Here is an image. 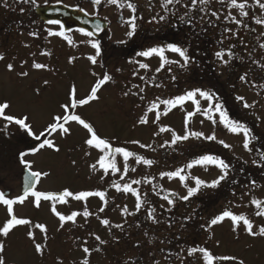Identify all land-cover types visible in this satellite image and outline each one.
I'll use <instances>...</instances> for the list:
<instances>
[{
  "label": "rangeland",
  "instance_id": "374dc122",
  "mask_svg": "<svg viewBox=\"0 0 264 264\" xmlns=\"http://www.w3.org/2000/svg\"><path fill=\"white\" fill-rule=\"evenodd\" d=\"M132 2L137 5L135 13L137 28L135 34L129 38L126 35L129 25L122 23V19L127 20L132 15L131 10L127 7L120 9L118 6L107 4L105 0L97 6L93 5L92 0H35L34 3L32 0H28L27 3L23 0H0V54L5 56V60L0 61V99H10L14 112H31L35 127L42 130L50 115L59 112V103L65 99L71 84L75 83L80 94L83 95L94 80L91 72L103 73L106 70L114 74L115 82L106 87L98 103L81 110L82 114L94 122L98 132L113 140L116 146H126L129 150L156 161L149 167L143 164L137 165L134 159H130L128 163L136 169L135 172L129 171L124 180H120V174L117 173L109 174L105 181H101L99 178L101 173H94L89 167L98 158L99 153L83 143L85 130L73 124L70 136L62 137L57 133L54 138L61 148L59 153L43 150L35 156L25 157L35 162L33 170L51 172L49 177L41 180L37 190L58 192L65 187L73 191L107 190L109 207L104 213H100V216L109 219L112 224H123L124 227L122 229L113 227L109 231L94 215L87 222L83 217H78L76 225L69 223L61 229L57 217L49 211L47 202H43L40 209L26 202L25 205L16 208V213L18 216L32 219L34 223L47 225L48 239L45 254L40 256L35 253L33 241L26 235L29 226H21L9 237H0L6 244V259L9 264H57L58 260H63V264H79L84 257L81 242L87 240L88 247L101 248L99 252L93 251L90 264H155L156 261H159V264H181V259L175 254L179 253L181 257H187V249L196 244L207 246L218 255L237 256L243 259L245 264H264V238L249 237L243 232V225L239 239L235 238L228 220L213 227L214 235L211 240L208 239L210 233L201 227L224 210L247 215L253 220L254 228L264 224V217H257L255 206L250 203L251 199L264 200V167L253 163V160H256L264 164V160H261L257 152L258 149L264 151V87H259L264 84V67H262L264 48L260 47L264 44V25L255 23L256 17L264 18V10L256 6L253 0H248L249 4L253 5L247 9L250 14L248 18L240 17L238 10L232 9V14L237 19L245 20L247 27H244L226 21L224 16L228 12L227 4L222 5L216 0H213L208 7L209 11L223 13L218 21L209 16L201 20L200 17L204 14L198 10L199 5L196 6V10L189 12L183 4L190 5V0H182L178 5H169L168 12L162 8V0H132ZM55 3L79 10L84 9L92 17L101 18L108 23L107 31L99 40L101 55L96 66H92L86 59L88 55L95 54L94 49L86 41L94 39L73 31L67 33L74 41L73 45H69L62 37L48 34L49 29L60 31V28L44 25L39 20L36 9ZM177 11L182 15L186 12L193 14L194 19L197 20L196 30L199 32L194 34L195 41L209 38L210 46L195 45V48L184 46L188 48V53L193 58L186 68L176 64L166 65L157 73L155 70L160 66L158 57L146 59L136 54L133 60L134 52L161 46L158 43L159 40H163L164 33L161 38L153 40L151 38L156 35V31L166 29L165 24H175L176 17L173 13ZM154 16L156 21H159V16L167 18L156 22L152 21ZM209 19H212L214 24H209L207 22ZM225 28L238 31V36L224 33ZM30 32H37L38 38L30 36ZM221 40L223 44L219 42ZM134 42L138 45H133ZM231 45H235L232 49L235 56L227 65H223L215 53ZM42 52H50L51 55H41ZM33 53L35 56L32 55ZM166 55L172 60L181 59L178 54L171 52H166ZM73 56L77 57L76 61L69 63V58ZM224 59L228 60L229 57L225 55ZM25 60L27 64L21 67L22 61ZM34 60L48 65V70L32 69ZM135 60L150 64V70H139L140 75L155 77V83L160 84L161 87L144 86L139 77H133L132 73L138 65L130 61ZM7 63L14 64V71L7 70ZM168 68H171L170 72ZM116 69L122 71L117 72ZM21 71H29V77H19L17 73ZM227 71H230V77ZM245 74H247V82H242L239 77ZM172 76L176 77L175 81L171 79ZM44 80L49 81L48 86L43 85ZM253 82L256 87H253ZM133 84L145 87V91L141 94L144 96L143 100L138 96L122 95V92L131 88ZM37 87L42 89V95L39 97L33 92ZM196 88L215 92L221 102L226 99L231 117L245 123L259 138L249 145L252 151L244 149L242 133L232 134L219 123L213 126L211 121L200 114L192 118L188 126L189 130L200 131L205 135L215 132L217 141L190 137L186 141H178L175 145L160 147L165 141L170 142L172 138L171 132L154 135L160 126L171 127L180 135L185 133V111L179 107L173 109L167 116H162L159 124L152 122L153 113H149V124L140 125L137 122L146 111L147 105L156 97L172 98ZM237 96H243L254 106L244 108L243 102L236 99ZM201 106L207 107L208 101L201 100ZM184 109L191 111L193 109L191 102L186 103ZM160 110H164L163 105ZM201 120L204 121L203 124ZM2 123L0 122V126ZM221 139L232 147L224 148L218 143ZM132 140L151 144L155 151L126 143ZM36 143L15 125H12L7 132L0 131V178L6 184L19 181V194L24 171L18 159L19 153L27 151ZM85 152H91V155H85ZM204 154L217 155L225 159L232 166L229 175L218 187H202L189 201H182L179 196L186 195V189L181 182L167 177L161 179L160 173L184 167L191 160ZM73 160L76 161L75 164L72 163ZM117 161L122 167V158L117 157ZM220 174V169L215 165L195 166L190 170L188 184L195 186L192 177L198 176L211 182ZM145 176H155L153 184L158 187L154 191L152 184L133 185L139 187L142 195L147 193L148 203L135 215L127 216L125 222L121 209L127 205L130 212H135V197L130 193H119L109 187V184L112 180L125 183L129 179H143ZM252 180L257 182L255 187L251 186ZM160 187L165 191L160 192ZM168 190L178 194L170 197L176 201L171 212L166 211L170 206L161 198L168 194ZM157 192L159 195L156 194ZM101 204L99 198H90L88 208L96 213ZM116 205L120 207L117 208ZM160 205L164 207L161 208ZM150 207L156 208L159 223H153L147 218ZM82 208V203L76 201H70L69 205L58 206V210L65 213ZM6 215V209L0 207V224L5 221ZM188 216L192 219L186 220L185 217ZM35 232L36 242L45 243L43 234L39 230ZM90 233L99 235L107 243L100 245L94 236L89 235ZM177 235L183 238L179 245L178 242L173 241ZM193 238L198 240L196 244L192 243ZM217 240L220 241L219 247H216ZM169 253L173 255L166 259ZM191 260V257H187L183 264H190Z\"/></svg>",
  "mask_w": 264,
  "mask_h": 264
},
{
  "label": "snow or ice",
  "instance_id": "6c2138e0",
  "mask_svg": "<svg viewBox=\"0 0 264 264\" xmlns=\"http://www.w3.org/2000/svg\"><path fill=\"white\" fill-rule=\"evenodd\" d=\"M23 2L27 3L28 0H23ZM34 3L35 0H32ZM107 4L118 6L120 9L127 7L131 10L132 15L127 19L123 20L122 23H126L129 25V31L126 35L131 38L137 28L136 20L137 16L135 15L137 11V5L132 2V0H105ZM217 3L227 4L228 12L227 15L224 16L226 21H231L237 26L247 27L244 19H237L235 15L232 14V9L238 10L239 16L242 18L249 17V11L247 9L251 8L253 5L249 4L248 0H216ZM94 6L101 5L102 0H92ZM182 0H162V8L165 12L170 11L169 5H178L181 4ZM213 3V0H190L189 4H183V6L189 10V12L196 10V6L199 5V11L203 13L200 17L201 20H204L205 16L214 17L216 21L220 20L221 15L223 14L220 11H209V5ZM253 3L258 6L260 9L264 10V0H253ZM84 11V9H81ZM189 12H186L185 15H188ZM175 13H173L174 15ZM159 15V14H157ZM185 15H181L179 19L184 21ZM166 16H159V21L165 20ZM105 19H107L105 17ZM142 19V17H140ZM152 21H156V17L152 18ZM152 21H149L151 23ZM156 21V22H159ZM191 23V21H188ZM209 24H214L212 19L207 21ZM48 24L51 25H59L60 31H52L49 29L48 34L50 36H58L62 37L69 45H73V39L67 35V29H65L64 25L60 20H48ZM255 23L257 25H264V18L256 17ZM101 26L97 25V30H100ZM224 33H231L232 36H238V31H233L231 28H225ZM79 32L83 35L91 38L94 36L93 32L86 31L85 29H79ZM30 36L34 38H38L37 32H30ZM227 38V37H226ZM90 44L91 48L94 49V53L92 55H88L86 59L90 62L92 66H96L98 64V57L101 55V44L100 41L97 40H88L86 41ZM223 44V40L219 41ZM121 43H125V41H121ZM243 43V41H241ZM25 47H29V45H25ZM235 45H231L229 48L224 49L221 48L220 51L215 53V56L218 60L221 61L223 65H227L229 61L235 56V53L232 49ZM261 48H264V44L260 45ZM166 52H171L174 54H178L181 58L179 60H172L166 55ZM35 56V53L32 54ZM41 55H51L50 52H42ZM138 56L144 57L146 59H150L153 56H156L160 60V66L155 70L157 73L164 69L166 65L176 64L181 68H186L190 62H192L193 58L188 54V48L180 46L175 43H169L163 46H155L149 47L146 50L140 51L137 53ZM227 55L229 57L228 60H225L224 57ZM77 57H70L69 63H74ZM5 60V56L0 54V61ZM131 63H135L138 65V68L133 71V77H139V79L144 83V86H154L161 87L160 84L155 83V77H148L145 75H140L139 70H150V64L144 63L139 60L130 61ZM27 64V61H22L21 67ZM7 70L9 72L14 71V64L7 63ZM101 67H103L101 65ZM264 67V66H262ZM32 69L35 70H48V65L40 62L33 61L31 65ZM117 72L122 71L121 69H116ZM168 71H171V68H168ZM17 75L21 78L29 77V71H21L18 72ZM92 77L94 78L93 82L89 86L87 92L83 95L80 94V91L75 83L71 84L65 99L59 103V112L50 115V119L43 126L42 130L37 129L35 127V122L33 120L31 112H14L13 111V103L8 98L0 99V122L2 126H0V131H5L12 126H17L20 130H23L32 140L37 143L30 147L27 151H22L19 153V162L23 165L24 168V176H23V186L22 192L19 195L14 197H10L8 193L4 190H0V205L4 206L6 209V219L0 224V237L7 238L14 230L21 226H29V229L26 233L27 237L33 241V248L36 254L43 256L45 254L47 244L46 241L48 239V228L44 223H34L32 219L18 216L15 207L16 205L23 206L26 202H30L33 207L36 209H40L42 207L43 202H47L49 204V211L57 217L59 221V228L63 229L66 224L71 223L72 225L77 224V218L83 217L85 222L88 221L90 217L95 215L96 219L99 220L100 224L104 227L111 230V228H119L122 229L124 227L123 224H112V222L100 216V213H104L105 209L109 207V199H108V191L107 190H79L73 191L70 188L65 187L61 191H42L37 190L38 185L41 180L47 178L51 175V172L46 170H33L34 161L25 159L26 156H35L40 154L43 150H51L56 153L61 151L60 146L56 143L55 135L59 133L62 137H67L72 134V125L75 124L85 130L86 135L83 140V143L89 148L97 150L99 155L94 163L90 164V169L92 172H100V180L105 181V179L109 176V174L116 175L120 174V180H124L125 177L128 176L129 171L135 172L136 169L129 165V160L134 159L135 164L147 165L151 167L156 163L155 160L146 158L144 155H140L135 151L129 150L126 146H116L114 141L104 136L103 134L98 132L97 126L85 117L82 114L83 109L88 106H91L93 103H98L103 95V91L107 86L114 83V74L109 73L108 71H104L103 73H98L96 71L91 72ZM245 75H241L239 79L242 82H247ZM171 79L173 81L176 80L175 76H172ZM44 86L49 85L48 80L43 81ZM257 85L253 82V87ZM259 87H264V84L259 85ZM133 89H137V91H133ZM145 91V87H142L140 84H133L131 88H127V90L122 92L124 97L129 95L138 96L141 100L144 99V96L141 95ZM34 95L39 97L42 95V89L37 87L33 89ZM200 97V99H197ZM236 99L238 101L243 102L244 108H251L254 105L249 104L243 96H237ZM201 100L208 101L207 107L201 106ZM188 102H191L193 105V109L191 111H187L184 109V105ZM161 105L164 106V110L161 111ZM181 108L185 111L184 117V125H185V133L180 135L175 132L174 129L168 126H160L158 131L154 133V135H160L163 132H171L172 138L171 141H165V144L160 145V147H165L167 145H175L178 141H186L190 137L195 138H203L208 141H217V136L215 132H212L209 135H205L200 131H190L189 124L192 121V118L197 114H200L208 121H211L213 126L217 123L221 124L225 129H227L232 134H243L244 143L243 147L245 150L252 151L249 147L253 140H258L253 133L251 128H249L245 123L232 118L228 112V110L224 107V104L220 101L219 96L213 92L200 88L192 89L184 92L181 95H176L172 98L161 99L160 97H156L155 100L151 101L146 108V111L142 116L138 118V123L140 125L149 124V113L154 114L153 123L159 124V121L162 116H167L169 112H171L175 108ZM204 121L201 120V124ZM126 143H131L138 145L140 148H147L155 151L151 144L141 143L139 140H132ZM218 143L222 145L224 148L230 149L232 146L226 143L223 139L219 140ZM258 155H260L261 160H264V151L257 150ZM85 155H91V152H85ZM117 157H121L123 161V166L121 167L118 164ZM73 164L76 163L75 160L72 161ZM254 164L257 166L264 167V164L258 163L256 160H253ZM207 165H215L220 169V175L212 180L211 182H207L198 176L192 177L194 180L195 186H189V173L190 170L195 166H207ZM231 165L226 162L225 159L212 154H204L191 160L184 167L177 168L174 171H163L160 173V178L164 177L171 179H178L182 186L186 189V195L179 196V199L182 201H189L191 197L197 195L202 187H218L222 181H224L231 170ZM241 171H243L241 169ZM156 179L155 176L149 177L145 176L143 179H129L125 183H120L116 180H112L109 184V187L114 188L119 193L131 194L135 197V212H130L127 205H125L121 209V215L125 217V222H127V216L135 215L136 212H139L141 208L145 207L148 203L146 200L147 193L141 194L139 187H133V185H141L143 183L152 184L153 190L155 191L158 187L153 184V181ZM234 183H238V181H233ZM251 186H256V181L252 180ZM165 189L160 187V192H164ZM159 195V192L156 193ZM235 195V192H233ZM172 196H178L177 193L168 190V194L163 195L161 198L167 201L170 206L166 211L171 212L172 207L175 206L176 201L171 199ZM90 198H99L102 202L101 206L98 209V212L93 213L88 208V201ZM70 201L81 202L83 205L82 210H71L68 213L62 212L58 210L59 205H69ZM250 203L255 206L256 212L255 215L257 217H264V200L260 199H251ZM119 208V205H116ZM163 208V205H160ZM147 218L150 219L153 223H159L156 217V208L150 207L147 211ZM186 220H191L192 217H185ZM228 220L231 223V230L235 235L236 239L240 238V229L241 225H243V232L249 237H261L264 238V224L258 226V228H254L253 220L250 219L245 214H237L231 210H224L221 213L215 215L210 220L206 222L205 225H201V227L210 233L208 239L211 240L213 238L214 233H212V229L214 226L221 225ZM83 227V225H80ZM139 226V225H137ZM171 227V225H169ZM35 230H39L43 234V238L45 243L36 242V232ZM89 235L94 236L95 240L99 242L100 245L106 244L107 241L103 240L99 235L94 233H90ZM82 251L84 253L83 259L79 262V264H90V257L93 251L99 252L101 248L95 247L90 248L87 246L88 241L83 240L82 242ZM220 246V241H216V247ZM163 251V250H162ZM7 249L4 239H0V264H9L6 259ZM173 253H169L165 258L168 259ZM178 259H181V264L183 261L187 259V257H191L192 260L190 264H245L243 259H240L234 255H218L215 254L214 251L207 247L196 244L195 246H191L187 249V257H181L179 253L175 254ZM57 264H63V260H58ZM155 264H159V261H156Z\"/></svg>",
  "mask_w": 264,
  "mask_h": 264
},
{
  "label": "flooded vegetation",
  "instance_id": "af4514ba",
  "mask_svg": "<svg viewBox=\"0 0 264 264\" xmlns=\"http://www.w3.org/2000/svg\"><path fill=\"white\" fill-rule=\"evenodd\" d=\"M181 15L182 14H180L179 11H177L175 13V17H176L175 24H169V23L167 25L165 24L166 29L156 31V35H154L155 37L153 36V38H151V39L153 40L156 38H161L162 33H164V35L162 36V37H164L163 40H159V43H158L161 46L167 45L169 43H175V44H178V45L183 46V47L184 46H192L194 48H195V45L197 47L200 45L201 46H203V45L204 46H210L209 43L211 41L209 40V38H207V40L204 39V40L198 41V42L195 41L196 37L194 34L199 33V32L196 30L197 20L194 19L193 14L185 15L184 21H181L179 19V17ZM189 20L191 21V23L188 22ZM148 32H149V30H148ZM141 37H143V36H141ZM133 45L137 46L138 43L134 42ZM192 47H190V49ZM130 49L132 50L131 46H130ZM192 50H194V49L192 48ZM136 54H137V52L133 53V55H134L133 60L136 58V56H135ZM193 54H195V52ZM193 54H191V55H193ZM227 74L229 75V77L231 76L230 71H227ZM225 82L227 83V81H225ZM222 103L224 104V107L228 110V112L230 114V110L226 105V99L223 100ZM0 190L6 191L10 197H14L16 195H19V181H18V183L17 182H9L8 184H6V182L0 178ZM21 192H22V189L20 190V194H21ZM0 207L5 208L2 205H0ZM14 207H15V211H16V208H19V205H16ZM173 241L178 242V245H179L180 244L179 242L183 241V238L181 235H177L176 238L173 239ZM192 241H193L192 242L193 244H196L198 242V240H196L194 238ZM185 243L186 242H184V244Z\"/></svg>",
  "mask_w": 264,
  "mask_h": 264
},
{
  "label": "water",
  "instance_id": "95a60500",
  "mask_svg": "<svg viewBox=\"0 0 264 264\" xmlns=\"http://www.w3.org/2000/svg\"><path fill=\"white\" fill-rule=\"evenodd\" d=\"M37 14L45 24H48L47 21L50 19L60 20L65 29L69 31L72 27H76L78 30L83 28L86 31L93 32L94 36L92 38L95 40L99 39L107 29V24L101 19L91 18L85 12L71 9L63 4H53L46 7H40L37 9ZM98 24L101 26L100 30H97ZM69 31H67V33H69Z\"/></svg>",
  "mask_w": 264,
  "mask_h": 264
}]
</instances>
